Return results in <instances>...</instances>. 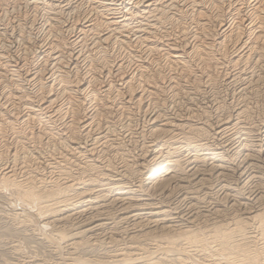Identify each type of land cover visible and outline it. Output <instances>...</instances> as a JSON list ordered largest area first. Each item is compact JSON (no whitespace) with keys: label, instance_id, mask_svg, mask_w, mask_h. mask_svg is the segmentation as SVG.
Instances as JSON below:
<instances>
[{"label":"bare ground","instance_id":"6f19581e","mask_svg":"<svg viewBox=\"0 0 264 264\" xmlns=\"http://www.w3.org/2000/svg\"><path fill=\"white\" fill-rule=\"evenodd\" d=\"M258 93L264 0H0V194L65 252L2 264H264Z\"/></svg>","mask_w":264,"mask_h":264},{"label":"rangeland","instance_id":"374dc122","mask_svg":"<svg viewBox=\"0 0 264 264\" xmlns=\"http://www.w3.org/2000/svg\"><path fill=\"white\" fill-rule=\"evenodd\" d=\"M258 94L256 95V99L259 98V100H261V98H262V96H264V94L263 93L262 94L258 93ZM262 108H263V106L259 103L258 108H257L258 112H260V110H262ZM17 203H18V201L12 196V193L10 191H6V192L3 191L0 194V264H2L4 262L17 263L18 261H21V259L24 260L26 258V256L27 257L32 256L33 259L37 263L42 262L44 260V258L46 261L47 260L53 261V259H54L57 262H61L62 261L61 259L65 257L64 256L65 252L63 253V251L60 248L61 245L58 242L56 244L50 238L48 239V237H49L48 234H50L49 233L50 229L48 227L45 228V226H42V225H40V226L34 225L35 227L32 226L30 228H26V227H21L20 225H18V221L20 219H23L27 214H29L31 209L29 207H27V208H25V209H27V211H25V210H23V208H21L22 205L19 204L20 202L18 203L20 207L18 206ZM16 215H19V216L16 217ZM22 216H23V218H22ZM46 235H48V236H46ZM50 241H52V243ZM49 243H51V244H49ZM46 246H48V247H46ZM55 247H57V249ZM56 251H58V252H57V254L54 255V252H56ZM112 251H113V249L108 248V247H102V248L98 247V248L86 249L85 251L82 250L77 255V257H79V258L82 257L81 259H83V260H88V259L89 260L95 259L96 261L100 260L99 262H101V263L105 262L107 264L110 262V259H108L109 258L108 255H110L112 253ZM53 255H54V257H53ZM3 258H5V259H3ZM194 262L198 263L199 261L198 262L194 261ZM191 264H195V263H191Z\"/></svg>","mask_w":264,"mask_h":264}]
</instances>
